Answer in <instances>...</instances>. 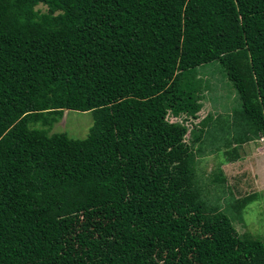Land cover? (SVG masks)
Listing matches in <instances>:
<instances>
[{"label": "trees", "instance_id": "16d2710c", "mask_svg": "<svg viewBox=\"0 0 264 264\" xmlns=\"http://www.w3.org/2000/svg\"><path fill=\"white\" fill-rule=\"evenodd\" d=\"M212 61L238 142L264 135V0H0V264H264L203 197L206 122L186 140ZM66 110L85 138L51 132Z\"/></svg>", "mask_w": 264, "mask_h": 264}, {"label": "rangeland", "instance_id": "374dc122", "mask_svg": "<svg viewBox=\"0 0 264 264\" xmlns=\"http://www.w3.org/2000/svg\"><path fill=\"white\" fill-rule=\"evenodd\" d=\"M37 8L47 10L44 4H39ZM197 75L208 85L203 101L205 109L212 101L219 112L218 115L221 116L222 113L221 122L217 120L211 125L210 131L206 132L210 121L208 122L201 141L202 146L195 145L194 147L196 177L203 188V197L210 200L209 206H220L240 234L248 233L264 241V167L261 166L264 150L260 137L246 147L237 148L239 149L237 152L243 154L238 158L241 160L235 162L233 167H226L223 170L222 164L235 160L233 150H225L223 144L225 140L232 141L233 136L237 139L242 133L241 129L235 130V127H232V112L242 109V101L225 67L219 61H212L197 67ZM253 101L256 99L253 98ZM168 119L181 121L185 117L174 118L169 115ZM196 122H198L197 119H190L185 123L189 125V128L199 127V123ZM93 123L92 111L66 110L64 116L54 124L51 132H65L73 138H85ZM222 126L223 130H220ZM189 137L190 131L186 136L187 141L190 140ZM202 153L205 156L199 158L198 156ZM251 195H254V198L250 202L241 209L236 208L238 199Z\"/></svg>", "mask_w": 264, "mask_h": 264}, {"label": "crops", "instance_id": "0c3cea01", "mask_svg": "<svg viewBox=\"0 0 264 264\" xmlns=\"http://www.w3.org/2000/svg\"><path fill=\"white\" fill-rule=\"evenodd\" d=\"M203 101H204V99H203ZM203 101H202L203 107H202L201 111L199 112L198 117L196 118L198 120V122H196V123H199L200 126L199 125L198 126L201 127L203 121H204V123L206 122L207 125H208V122L210 121L208 127L206 125L203 128L204 129V132H205L206 131V127H207V131L206 132H208V131H210L211 125L214 124V123H216L217 120H218L217 122H221V120H222L221 119L222 113H221V116L218 115L219 112L215 108V103L212 102V101H210L209 107L207 106V109H205L204 102ZM232 116H233V121H234L235 116L233 114H232ZM233 121H232V127H233ZM223 126H225V125L223 124ZM223 126L221 127L220 130H223ZM194 127H195L194 131L196 130V128H199L197 126H194ZM194 127H192V128H194ZM237 129H241V128H239V126H237L235 128V130H237ZM247 131L249 133V130H247ZM245 133H244V129H243L242 130V133H241V137L244 136ZM257 140H258V138H255V139H252V140L251 139L250 140H245V142H243V143H239L238 142L239 141V137L236 139L234 136H233V140L232 141L231 140H228V141L225 140V144H223V147H224L225 150H233V152H234L233 157H234L235 160L232 161V162L230 160V161L222 164V167H224L223 170H225L226 167H233V165H234L235 162L241 160V159H238V158L239 157H242L243 154L242 153H238L236 150H239V149H237V148H241L242 146L246 147V146H248L249 143H253L252 141H257ZM229 141L231 142L230 144H229ZM203 143H204V141H203ZM195 145L202 146V142L200 141V142H198ZM230 145H231V147H230ZM202 156H205V155L202 153L198 157L199 158H202ZM262 165L264 167V156L262 158V164H261V166ZM263 180H264V177H263Z\"/></svg>", "mask_w": 264, "mask_h": 264}, {"label": "built area", "instance_id": "2783aa9c", "mask_svg": "<svg viewBox=\"0 0 264 264\" xmlns=\"http://www.w3.org/2000/svg\"><path fill=\"white\" fill-rule=\"evenodd\" d=\"M259 139L262 142V149L264 150V135H261Z\"/></svg>", "mask_w": 264, "mask_h": 264}, {"label": "clouds", "instance_id": "9594fccd", "mask_svg": "<svg viewBox=\"0 0 264 264\" xmlns=\"http://www.w3.org/2000/svg\"><path fill=\"white\" fill-rule=\"evenodd\" d=\"M174 118H178V117H174ZM188 125V124H187ZM189 126V125H188ZM192 128H189V131L191 132Z\"/></svg>", "mask_w": 264, "mask_h": 264}]
</instances>
